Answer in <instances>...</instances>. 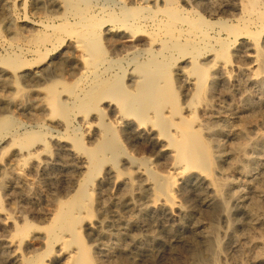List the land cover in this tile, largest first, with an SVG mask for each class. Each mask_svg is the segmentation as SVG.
Instances as JSON below:
<instances>
[{
  "label": "bare ground",
  "instance_id": "6f19581e",
  "mask_svg": "<svg viewBox=\"0 0 264 264\" xmlns=\"http://www.w3.org/2000/svg\"><path fill=\"white\" fill-rule=\"evenodd\" d=\"M5 1L0 0V6ZM113 2L112 6L82 4L73 1L68 7L72 18L58 24L44 23L41 25L44 30L51 33L53 31L52 34L74 32L79 33L85 40H91L101 31L104 44L110 51L109 62L124 58L137 60L138 57L142 58L143 55H147V58L142 61H134L136 66L123 68L121 71L127 72L131 83L136 77L148 78L153 77L152 74L158 75L149 81L152 88L150 95L153 100H150L151 102L138 100L134 106L133 101L138 98L137 95L123 94V100L118 101L119 108L114 104L115 102L110 103L109 101L106 106L109 112L118 118L121 132L125 134L128 131L130 140L127 139V144L129 147L148 148L149 154L154 156V164L163 165L171 175L169 177L160 175L148 163H140L141 160L132 159V155L126 157L124 152L128 153L126 149L122 152L123 146H121L122 150L120 146H115L116 148L113 146L117 140L111 132L114 127L112 129L107 127V132L102 137L99 147L93 146L94 148L87 155V161L78 166L81 169H89V172L86 171L89 174L85 181L83 179L84 183L82 181L78 184L76 191L68 197L66 202L60 201L61 203L57 204L58 201L53 202L52 199L47 198L45 205L47 212L54 211L55 216L52 221L50 220L46 228L47 233L43 237L42 244L45 246V251L41 252L43 255L24 256L20 253L19 250L23 249L26 242V234L33 227L25 223L19 229L17 228V232H20L18 240L0 239V264H49L47 257L54 250L57 253L54 264H139L147 257H152V260L153 256L162 259L164 255L167 256L169 264H174L175 261L172 260L177 258L176 254H183V258L179 260L184 261V264H264V133L253 135L255 137L250 141H242L241 136L245 127L243 129L225 127L226 130H223L222 127L212 122L206 125L202 123L204 126L200 124L201 129L199 126H197L199 128L192 127L191 122L182 116L181 109L173 98L170 77L166 75L170 65H175V75L179 86L192 88L199 97L204 95L208 99H213L216 96L219 102L231 99L227 86H233L236 88V94L239 95L242 111L252 113L260 110L264 105V2L262 0H234L230 5L223 4V2L216 6L201 4L202 10L211 18L216 13L215 20L204 17L199 14L200 11L181 9L171 0H165L162 7L157 6L156 10L150 7V0H113ZM227 11H232L229 15L230 19H223L219 16L227 14ZM148 27L158 32L151 38L147 40L142 38V40L139 38V32L146 31ZM41 37V41H48L50 38ZM15 40L18 41V39ZM173 55H176V58L161 63L164 58H170ZM250 73H253L252 77L249 76ZM243 85L251 88L252 93H245ZM88 92L92 94V91ZM200 105L197 104L198 108ZM206 107L209 108V105ZM262 119L260 121H263ZM254 121L256 122L255 117ZM110 144H112L111 149L114 147L110 152L111 156L122 160L125 164L128 163L138 174L140 183H137V191L141 192L144 189L143 186H148L154 200L147 207H137L130 216L125 218V227L122 230L123 236L129 237L130 240L127 246L123 245L125 241L121 243L120 235L114 234L102 236L101 242L89 247L79 235L76 224L79 223V215H82L81 210L84 209L82 202L86 200V203L88 197L94 194L93 192H96L98 199L102 198L99 183L105 173L104 170L109 172L118 168L117 163L107 162L105 169H99L101 162L110 160V158H105L106 155L104 157L103 152L101 153L103 146H110ZM47 151L44 150L39 155L45 160H51ZM142 153L145 154V152ZM33 155L28 154L30 158ZM224 162L228 166H225L226 169L221 166ZM54 166L52 162H45L38 168L45 170L53 169ZM34 167L36 169V166ZM9 168L10 172L0 171V193L8 183L12 184V189L20 184L25 189V194L19 192L25 203L37 201L40 190L37 184L26 177L25 168L11 162ZM69 172L63 173L68 174ZM66 177L63 176V180H68ZM52 181L58 182L55 177ZM115 182L120 190L127 189L130 184L128 176L117 175ZM123 194L126 193L123 192ZM76 195L81 196L82 202L76 209H71L67 204ZM136 199L133 198V200ZM110 203L112 204V201ZM11 211L5 210L0 204V229L5 232L16 227ZM86 211L90 215L89 209ZM130 211L132 212V209ZM153 215L158 217L157 227L160 228V233L157 232L158 229L153 230V227L151 228L146 222ZM219 221L227 223L226 227H222L225 229L219 226ZM139 230H146L148 234L142 239L133 238V232ZM25 245L30 247L32 243L26 242Z\"/></svg>",
  "mask_w": 264,
  "mask_h": 264
},
{
  "label": "rangeland",
  "instance_id": "374dc122",
  "mask_svg": "<svg viewBox=\"0 0 264 264\" xmlns=\"http://www.w3.org/2000/svg\"><path fill=\"white\" fill-rule=\"evenodd\" d=\"M23 1L25 3H23ZM73 1H78L82 4L88 3L99 5H114L113 0H6L2 4V6H0V171L10 172V162L18 166H23L26 170V177L34 184H37L36 186H38L40 190V196L37 199L38 202L33 200L30 203H25L23 197L20 196L22 194H25V189H23L24 187L18 184L16 188L12 189V184H7L3 192L0 193V204L5 210H12L11 212L13 215V221L16 227L15 229L12 228L6 232L0 229V239L8 238L18 240L20 237V232H17V230L23 224L27 223L33 226L30 232L26 234L25 241L27 243H32V245L35 247H33L32 245H30V247L32 246L33 249L32 247H26L25 242L23 249L21 248L19 250L20 253H22L24 256H35L37 254L43 255L42 253L45 251V246L42 244V241L44 240L43 237L47 233L46 228L48 227L50 220L52 221L55 216L54 211L47 212V206H45L47 198L48 200L52 199L53 202L58 201L57 204H60L62 201L66 202L68 197L74 194L73 192L76 191L78 184H81L83 179L85 181L87 174H89V169H81L78 166H81L82 162L87 161V155L94 147H99V143H101L102 137L107 132V127L111 129L112 127H114L111 132L114 133L117 140L113 144V146H120V148L121 146H123L122 152H124V149H126L128 153L126 154V152H124V155H126V157L128 155H132V159H137V161L141 160L140 163H148L155 169L158 174H162L166 177H169L171 175L170 171H168V169L163 165L161 166V164H154V156L149 154L148 148L144 146H134L132 147V149L129 147V145L127 144V139L130 138L128 131L125 134L121 132L118 124L119 122L117 120L118 118L115 114L113 115L112 113H110L108 110V106H106L109 102H115L114 104L118 105V103L123 100V94L137 95L138 98H135L133 101L134 106L138 102V100H142L145 102H151L150 100H153L152 96L150 95L152 88L150 87L149 81L150 79H153V77H156L158 75L152 74L153 77L150 76L148 78L136 77V79H134V81L131 83L127 72L123 70V73V71H121L123 68L128 69L129 67L136 66L134 61H142L143 59L147 58V55H143L142 58L138 57L137 60L124 58L123 60L119 59V61L112 60L111 62H109V58L111 56L110 51L106 44H104L103 34L101 31H99L97 36H95L91 40H85L79 35V33L77 34L74 32H70L68 34L59 33L55 35L52 34L53 31L51 33L50 31L43 29L42 25L44 23L58 24L63 22V20L72 18L71 12H69L70 10L68 7L69 4ZM164 1L165 0H150L149 5L151 8L153 7L152 10H156L157 6L162 7ZM171 1L174 4H177V6H180L181 9L196 10L198 12L200 11L201 13L199 12V14L208 19L215 20L216 13L211 18L205 11L202 10L201 4L216 6V4L223 2V4L230 5L234 0H207L208 2L206 0ZM262 1L264 2V0ZM230 12L232 11H227V14L219 16L223 17V19H230ZM31 27H33V29ZM151 30L152 29L148 27L146 28V31H140L139 38L147 40L156 35L155 33L158 32L156 30ZM40 36H43V39L45 37L50 38L48 41H41L42 37L40 38ZM15 39H18V41ZM190 52L193 53V51ZM79 53L81 55H79ZM131 56L130 58H132ZM174 58H176V55H173L170 58L166 57L161 63L163 64ZM205 61L207 60L205 59ZM95 64L100 68H98ZM175 70L176 66L170 65L168 73L166 75L170 77L169 79L173 86V98L175 99L176 104L180 107L182 116L191 122L192 127H200L199 129H201V125L204 126V124L206 125L211 122L222 127L223 130H226L227 127L228 129H235L238 127H241L243 129L245 127L246 129H243L244 131L241 136L242 141H250L253 137L256 136V134L262 132L264 133V105L260 108V110L254 111L252 113L242 111L239 103V95L236 94V88L233 86H227L231 94V99H229L228 101L226 100L225 102H219L216 96L213 99H208L206 98V96L202 95L203 97L201 96V98L196 95L192 88L179 86L177 77L175 75ZM91 71L95 73L91 74ZM88 72L90 73V75ZM252 75L253 73L249 74L250 77H252ZM91 83L93 84V86ZM87 84L89 85V87H91L89 88ZM137 88L144 90H141V92ZM243 89L245 93H252V89L248 86L243 85ZM88 91H90V93L92 91V94H88ZM188 102L189 105L187 106ZM203 102L204 104H206L204 105ZM197 104L198 106L201 104L203 107L200 105V107L198 108ZM208 105L209 108L206 107ZM117 107L119 108V105ZM196 114L199 116H197ZM200 114L202 115V117ZM253 116L255 117L256 122L254 121ZM241 117L243 118V120ZM250 118L252 120H248ZM189 119L194 121L192 122ZM261 119L263 121H260ZM236 121H238V123ZM240 123L243 124L241 125ZM260 123L263 126L260 125ZM239 124L240 126H238ZM245 134L247 137L245 136ZM227 138L228 137H226V139ZM111 146L112 144H110V146H103L101 153L103 152L104 157L106 155L105 158H110V160L101 162V164L99 165V169H105V167H107L105 163L107 162L117 163L118 168L117 170H112L109 172L106 169L104 170L105 173L103 174V177L101 178V181L99 183L102 186L101 187L99 185L101 189L100 192L102 193V198L98 199V195L96 194V192H93L94 194H91L88 197V201L86 203V200L84 201V203L82 202L80 195L78 197L76 195L73 196L70 199V202H68L67 204L69 207H71V209H76L79 203L82 202L84 209L81 210L82 215H79V223H77L76 226L83 242L86 243L89 247L95 246L96 243H99V241L101 242V240L103 239L102 236H112L114 234L120 235L121 243L125 241L127 243L124 242V244H122L127 246L130 240L129 237H126L128 239L127 240L125 236H123L122 230L125 227V218L130 216L131 213H133V211L137 209V207H147V205L149 206L150 204H152L151 202H153L154 200V196L151 195L152 191L148 189V186H143L144 189L141 192L137 191V183H140L138 174L136 173V171H134L135 169L132 170L128 163H126V166V164L122 160L111 156L110 152L114 149V147L113 149H111ZM41 150H48L47 152L49 153V158H51V160H45L44 158H42V156L39 155L42 152ZM142 152H145V154ZM28 154L34 155L30 158ZM147 155H149V157ZM45 162L54 163V168H47L45 170L40 169V167L38 168V166H43ZM224 164L225 162L221 164L223 168H225V166L228 167L226 164ZM34 166H36V169ZM125 167H127L128 169ZM162 168L165 170L163 171ZM159 169L162 170V172ZM67 171L70 172L68 174L63 173ZM86 171L88 172L86 173ZM117 175L129 177L130 184L127 189L120 190L118 188L115 182ZM63 176H67L66 179L68 180H63ZM54 177L57 178L58 182L52 181ZM65 181L68 184H66ZM107 181L110 183H108ZM107 185L110 186L108 187ZM68 189L70 191H68ZM122 191L126 194H123ZM19 192H21L22 194H19ZM144 193L145 195H143ZM113 194H115V196ZM77 198H79L80 200ZM108 198L110 199L108 200ZM133 198L137 199L133 200ZM9 200H11L12 203ZM103 201L105 204L103 203ZM111 201L112 204L110 203ZM121 202L123 206L121 205ZM101 206H103V208ZM88 209L90 211V215L89 212L86 211ZM131 209L132 212L130 211ZM122 211H125L126 213H123ZM146 222L149 223V226L151 228L153 227V230L158 229L157 232L160 233V228L157 227L159 225L157 215L149 217ZM155 222L156 224L153 225V223ZM219 223L222 224H219L221 228L227 226V223L224 221H219ZM78 226L80 227V229ZM139 232L142 234V236ZM147 234L148 233L146 230H139L133 232L132 237L142 239L144 235L146 236ZM91 243H93L94 245ZM56 255L57 253H55V250L48 255L47 258L51 264H54V261H56ZM182 256L183 254H176L177 258L172 261H175L177 264H184V261L179 260L183 258ZM153 258L154 261L152 260V257H147L144 262L142 261L139 264H144L145 262L146 264H161V262L162 264H169L167 256L165 255L162 259L154 256ZM158 260L161 261L159 262ZM175 262L174 264H176Z\"/></svg>",
  "mask_w": 264,
  "mask_h": 264
}]
</instances>
